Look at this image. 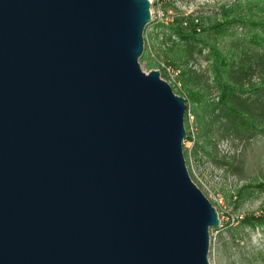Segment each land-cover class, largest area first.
<instances>
[{
	"label": "water",
	"instance_id": "95a60500",
	"mask_svg": "<svg viewBox=\"0 0 264 264\" xmlns=\"http://www.w3.org/2000/svg\"><path fill=\"white\" fill-rule=\"evenodd\" d=\"M150 22L149 0H0V264H210Z\"/></svg>",
	"mask_w": 264,
	"mask_h": 264
},
{
	"label": "rangeland",
	"instance_id": "374dc122",
	"mask_svg": "<svg viewBox=\"0 0 264 264\" xmlns=\"http://www.w3.org/2000/svg\"><path fill=\"white\" fill-rule=\"evenodd\" d=\"M151 22L146 25L144 49L139 58L144 72L160 71L173 91L189 98L187 83L198 100L213 107L219 91L214 86L208 45L214 42L224 58L237 60L239 53L261 51L257 39L264 30L248 22L244 11L221 16V7L236 0H149ZM189 16L181 23L185 34H193L199 52L185 62L172 64L170 48L178 40L172 32L174 18ZM246 55L244 59H246ZM247 61V60H246ZM148 63L153 68H148ZM264 78V62L255 66L251 81L257 85ZM264 99V89L259 90ZM190 99V98H189ZM187 101L186 138L183 153L191 179L215 207L220 220L210 229L208 260L210 264H264V132L252 138H234L224 134L222 121L209 109H194ZM195 110L198 115H195Z\"/></svg>",
	"mask_w": 264,
	"mask_h": 264
},
{
	"label": "trees",
	"instance_id": "16d2710c",
	"mask_svg": "<svg viewBox=\"0 0 264 264\" xmlns=\"http://www.w3.org/2000/svg\"><path fill=\"white\" fill-rule=\"evenodd\" d=\"M244 11L248 22L258 29L264 30V0H236L229 6L222 5L221 16L227 17L232 13ZM193 19L187 16H179L174 18L176 25H172V32L176 34L178 40L170 48L172 52L169 57L172 64H176L179 60L188 62L195 52H199L194 35L185 34L181 23L192 22ZM257 49L250 54L243 50L239 53L237 60L224 58V54L218 49L214 42L199 40L208 45V57L211 58L212 75L214 86L219 91L218 100L213 104H207L205 100H198L187 83L184 87L188 89L190 99L195 102L194 109H209L213 116L222 121V129L224 134L233 136L234 138H252L259 132H264V99L259 96V90L264 89V78L258 85L251 81L255 66L262 65L264 62V37L257 39ZM245 55L247 56L244 59ZM247 60V61H246ZM153 64L148 63V68H153ZM186 98V103L189 101ZM195 110V115H198ZM199 112V111H198ZM187 109L185 112V125L187 124Z\"/></svg>",
	"mask_w": 264,
	"mask_h": 264
}]
</instances>
